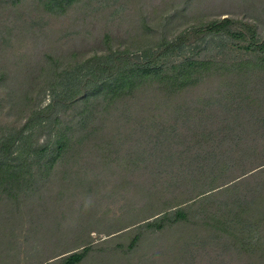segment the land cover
<instances>
[{
  "label": "rangeland",
  "instance_id": "374dc122",
  "mask_svg": "<svg viewBox=\"0 0 264 264\" xmlns=\"http://www.w3.org/2000/svg\"><path fill=\"white\" fill-rule=\"evenodd\" d=\"M34 1L0 6V135L28 130L17 162L32 144H55L68 125L78 143L53 168L36 166L24 196L0 191V264H64L88 246L80 264H259L212 231L210 218L229 212L222 205L236 192L198 196L206 187L195 188L194 178L208 173L190 161L215 148L190 138L203 127L223 138L220 129L231 126L263 143L264 0H78L62 16ZM225 19L242 38L206 28ZM166 41L176 43L160 59L168 67L209 64L196 86L170 97L157 85L141 87L113 102L91 92L110 75L96 73L99 56L153 60ZM249 181L240 193L257 186ZM178 208L188 219L174 223ZM167 212L172 223L160 230Z\"/></svg>",
  "mask_w": 264,
  "mask_h": 264
},
{
  "label": "trees",
  "instance_id": "16d2710c",
  "mask_svg": "<svg viewBox=\"0 0 264 264\" xmlns=\"http://www.w3.org/2000/svg\"><path fill=\"white\" fill-rule=\"evenodd\" d=\"M28 1L34 0H0V6L8 4L14 7L25 5ZM76 1L78 0H35L34 2H36V6L43 13L62 16L67 13ZM230 25L231 20L225 19L220 22L214 21L207 25L206 28L217 32L225 29L226 35L232 38H242V32L233 30L230 28ZM161 47L166 48L163 56L156 57L153 60L147 59L143 62H130L123 59V57L121 58V56L117 59H110L112 53L106 56V58L105 56H99L98 60L104 59V62L95 69L96 73L99 71L101 73H109L110 75L106 77L107 80L103 79L99 81L91 92L95 95H104L105 98L110 97V100L113 102L135 97V92L141 87L157 85L164 92H168V96L170 97L189 90L190 87L196 86L203 80L204 73L209 70L207 62H197L188 59L179 65L171 62L172 64L168 67L160 59L168 52H174L176 43L175 41H166L165 44L162 43ZM143 54L148 56L150 52L145 50ZM117 61L120 64H117ZM51 70L54 75L56 71L52 68ZM87 105L84 113L88 112L89 108ZM81 116H83V113ZM88 119L89 117L87 116L84 125H86ZM209 129L207 127L197 129L192 133V137L190 138L191 140L196 139L198 142H204L208 150L212 147L215 148L210 152H206L207 158H205L204 152L201 151L197 155L196 160L192 159L190 161L192 166L194 161L197 163L195 169L208 173V176L204 180L203 174H200L201 177L197 174L196 177L198 179L194 178L196 181L194 182L195 188L201 190L202 187H206L198 196L203 200H211L222 193L236 192L231 202L222 205L223 207L226 205V207L230 208L229 212L218 213L210 218L214 223L213 227H211L212 231L220 235L226 234L233 243L232 245H235L240 251L252 257V259L257 258L259 264H264V181L261 183L264 179V139L262 140L263 143L256 145V143H252L255 140H251L252 142L244 140L241 134H238L239 132L237 133L234 129H231V126H226L225 130L219 128L220 133H225L222 131L228 132L224 134L223 138H217L214 130L211 129V131ZM27 131L26 127L20 132L8 129L4 131V134L0 135V191L5 194L7 193L11 198L15 199L24 196V191L29 190V185L34 183L32 179L34 177L33 169L36 166H39V168L45 167L46 169L53 168L65 154L75 150L78 143L75 142V130L72 126L68 125L66 131H61L57 135L55 144L40 147L32 144L30 146L32 148L28 151L26 159L17 162V158L12 159V156L16 153V149L20 148V146L16 148L18 143L20 145H22L21 142L25 144L27 140L25 134ZM91 132L85 134L86 137ZM69 134L71 135L69 136ZM227 147L231 149L229 150ZM223 149H227L233 155H226ZM216 150L224 152V155H217ZM256 152L258 155L255 154ZM216 157L223 160L221 164H212V161ZM187 168L190 171V168ZM241 169H243L242 173L233 175L234 170ZM252 178L257 180V186L252 188L250 192L240 193L242 184L250 182L249 180H252ZM222 180L226 181H223V184L218 187V183ZM198 182L201 183L198 184ZM172 212H174V223L188 219V214L183 208H178ZM171 216V212L164 213L158 218V225L155 226L160 230L164 229L167 221L168 223H172ZM148 226L151 228L153 224H148ZM138 239L136 237L135 241ZM90 250L91 247L88 246L82 252L72 253L65 258L63 263L80 264L84 261Z\"/></svg>",
  "mask_w": 264,
  "mask_h": 264
}]
</instances>
